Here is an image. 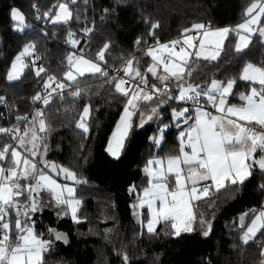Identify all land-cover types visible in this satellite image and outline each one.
Wrapping results in <instances>:
<instances>
[{
  "label": "trees",
  "instance_id": "16d2710c",
  "mask_svg": "<svg viewBox=\"0 0 264 264\" xmlns=\"http://www.w3.org/2000/svg\"><path fill=\"white\" fill-rule=\"evenodd\" d=\"M61 2L64 0H0V96L6 100L0 105V115L5 114L0 127L17 125V117L30 111L48 76H62L65 72L70 49L63 41H69V31L77 41L76 48L85 42V55L90 59L108 44L105 67H117L122 58L135 57L141 69L146 70L151 60L143 49L145 40H167L197 23L212 28L234 27L245 19L246 9L254 0H78L76 5H70L73 18L67 24H53L45 14H54ZM11 8H18L26 16L28 27L23 32L14 29ZM38 12L43 26L36 22ZM77 16L80 18L76 19ZM261 23L264 24V19ZM153 24L158 27L153 29ZM86 28L90 29L87 33ZM136 39L141 42L139 47L133 46ZM235 39L232 34L225 41L218 61H200L191 80L206 86L214 78L227 81L236 77V95L230 97L231 103L240 101L239 93L250 86L238 79L245 63L264 67V38L253 35L248 47L239 53L234 47ZM27 43L35 45V52L24 62L20 78L8 81L10 63ZM41 67L44 71L37 76ZM81 80L80 87L87 91L80 97L70 95L69 89L65 100L55 97L44 108L46 124L51 128L46 158L74 170L78 178L86 181L76 186L77 197L81 199L79 223L72 222L68 215L58 218L55 208L50 206L36 219V231L52 240L47 264H125L122 258L125 254L127 264H260L261 244L257 241L264 234L247 245L242 243L244 228L240 226V215L259 204L264 172L253 167L252 175L243 185L222 189L211 197L210 203L199 204L195 211L211 223L207 236L198 224L193 232H182L179 236L172 235L173 230L163 225L156 228L159 235L148 234L141 224L146 220L145 211L137 216L133 213L129 189L135 185L139 191L145 185L143 168L148 159L179 152L180 128L175 127L171 118L176 106L172 103L159 106L158 112H168L159 124V127L167 124L159 145L151 139L157 133L156 118L139 128L137 114L119 158H111L105 150L106 142L124 107L121 103L124 98L102 79ZM151 103L155 105L156 101ZM89 104L93 111L90 131L85 134L75 125L83 106ZM144 107L147 111V106ZM34 115L31 113V117ZM19 123L21 126L22 121ZM5 142L13 143L0 135V143ZM251 216L249 213L245 216V225ZM49 226L66 236L65 244L48 233Z\"/></svg>",
  "mask_w": 264,
  "mask_h": 264
},
{
  "label": "snow or ice",
  "instance_id": "6c2138e0",
  "mask_svg": "<svg viewBox=\"0 0 264 264\" xmlns=\"http://www.w3.org/2000/svg\"><path fill=\"white\" fill-rule=\"evenodd\" d=\"M77 3L78 0H64L56 6L58 11L55 14L49 12L45 15L52 17L53 24H67L73 18L70 5ZM245 16L244 22L235 27L214 29L197 23L191 29H185L181 38L163 44L157 41L145 52L151 60L146 70H142L139 60L133 57L124 62L121 69L115 70L117 74L110 75L103 66L107 63L105 50L108 44L94 59L71 54L67 57L68 70L63 77L68 83L49 75L44 85L46 95L34 97V101L42 100L47 106L53 93L62 99L67 88L72 89L70 95L78 98L87 91L80 87L81 78H99L111 85L115 93L124 98L121 100L123 112L106 149L117 159L133 127L134 116L138 114L139 127H143L158 116L159 106L167 100L192 105L194 116L189 107L173 109V120L177 121V126L180 122L188 126L179 134V152L165 158L148 159L143 168L148 186L141 191L135 185L129 189L137 193V203L133 208H147L146 223L142 220L141 224L150 235H159L156 231L158 225L170 227L173 230L171 234L179 236L182 232H193L194 225L198 224L203 235L207 236L211 223L202 213L195 211L199 204L210 203L211 197L222 189L243 185L252 175L253 167L264 172V67L251 63L243 67L238 79L249 82L251 89L249 93H239L240 104L230 102V97L236 95V77L227 81L214 78L206 86L191 82L200 61L212 63L219 60L230 35L238 37L235 43L238 53L248 47L253 35L264 38V24L261 23L264 0H254L246 9ZM10 19L19 32L28 26L18 9L11 10ZM156 27L158 24L152 25L153 29ZM84 31L87 33L90 29ZM69 42L74 47L77 44L71 31ZM136 45L140 46L139 40ZM34 49V44H27L16 57V62L23 65V57L31 55ZM17 63H13V71L8 73L9 80L20 78L19 74H13L17 71ZM43 71L42 67L39 68L36 75ZM119 72H123V76ZM53 82L54 88L51 86ZM57 89H60L59 93ZM154 100L155 105L151 103ZM4 103L5 98L0 96V104ZM209 106L215 114L208 110ZM92 111L90 104L83 106L76 121V128L85 134L90 131ZM17 121L12 128L0 127V135L14 142L0 143V264H47L52 240L36 231L34 217L45 206H50L58 209V218L70 212L71 219L79 223L77 212L81 199L77 197L76 186L86 181L78 178L74 170L45 158L46 140L51 128L46 124L43 109H38L31 119L18 116ZM20 121H25L23 127ZM158 132L160 138H151L156 145L161 143L163 129L158 128ZM57 177L71 184L60 183ZM261 188L264 189V185ZM252 212L254 218L242 235L246 245L254 241L258 233L264 234V211L257 213L253 209ZM247 215L240 217L241 228H245ZM48 233L56 240L66 239L63 233L51 226ZM260 248V264H264V243ZM122 258L127 264V255Z\"/></svg>",
  "mask_w": 264,
  "mask_h": 264
},
{
  "label": "built area",
  "instance_id": "2783aa9c",
  "mask_svg": "<svg viewBox=\"0 0 264 264\" xmlns=\"http://www.w3.org/2000/svg\"><path fill=\"white\" fill-rule=\"evenodd\" d=\"M36 22L37 23H39L41 26H43L44 25V22L41 20V14L38 12L37 13V15H36ZM183 34L184 33H182V34H180V35H177V36H175V37H172V38H170V39H167V40H160V39H155V40H149V39H147V40H145V42H144V47H143V49H145V50H147L149 47H151V46H154L155 44H156V42L157 41H159V43H161V44H163V43H169V42H171V41H173V40H176V39H178V38H181L182 36H183ZM190 34H194V33H190ZM138 41V39H136L134 42H133V46L134 47H137V45H136V42ZM63 45L65 46V47H67V48H69L70 49V55L71 54H75V55H83V56H85L86 57V55H85V49H84V47H85V42L80 46V47H78V48H76V47H74L73 45H71V43L69 42V41H66V40H64L63 41ZM140 45H141V42H140ZM35 52V49H34V51H32V53H34ZM99 52V51H98ZM97 52V53H98ZM97 53H96V55H97ZM130 58H132V57H128V58H122V62H121V64L119 65V66H117V67H113V68H109V67H106L107 68V70L110 72V75H115V74H117V72L115 71L116 69H121L122 67H123V65H124V62H126L128 59H130ZM36 59H37V57H36ZM38 60V59H37ZM104 66V65H103ZM105 67V66H104ZM119 75H121V76H123V72H119L118 73ZM57 80H60L61 82H63V77L62 76H57V77H55ZM67 84V83H66ZM53 88L54 87H56V85H55V83L53 82L52 83V85H51ZM51 89H49V91H50ZM69 89H65L64 91H63V98L61 99L59 96H57V94L56 93H53V95L51 96V97H49V99H50V102L55 98V97H57L60 101H63V100H65V96H66V92L68 91ZM60 92V89H57V93H59ZM37 95H40L41 97H43V96H45L46 95V92H45V88H44V86H42L41 88H40V90L38 91V93L36 94V96ZM161 99H166V98H161ZM170 103H172V104H174L175 106H176V110H180L182 107H189V109H190V112H191V114L193 115V112H194V110H192V105L189 103V104H184L183 102H179V101H175V100H167V102L166 103H163L162 105H164V106H167L168 104H170ZM1 106L3 105V104H0ZM46 106L43 104V101L41 100V101H34V105L31 107V109H30V111L28 112V113H26V114H24V115H21V117H24V116H27V117H31V113H35L38 109H43L44 110V108H45ZM208 110L209 111H212L213 112V109L209 106L208 107ZM167 114H168V112H167V110H163V111H160L159 113H158V116L156 117V120H155V123H154V127L156 128V131L158 130V128H159V124H160V121H161V119H163V118H165L166 116H167ZM194 116V115H193ZM5 117V114H3V113H1V115H0V119H3ZM192 121H190V123H191ZM24 124H25V121H22V125H21V127H23L24 126ZM180 127H188L187 125H184L182 122H180ZM14 143V142H13ZM263 190V194H262V198H261V200H260V202H259V204H257V205H255V206H253V207H250L249 209H247V212L250 214V215H253V212H252V210L253 209H255L256 210V212L258 213L259 211H264V189H262ZM129 197L131 198V199H134V195H133V193L132 192H129ZM262 243H264V237L262 238V239H260V240H258L257 241V244H262Z\"/></svg>",
  "mask_w": 264,
  "mask_h": 264
},
{
  "label": "rangeland",
  "instance_id": "374dc122",
  "mask_svg": "<svg viewBox=\"0 0 264 264\" xmlns=\"http://www.w3.org/2000/svg\"><path fill=\"white\" fill-rule=\"evenodd\" d=\"M13 8H11V10H12ZM15 9H18V8H15ZM11 10H10V13H11ZM19 10V9H18ZM20 11V10H19ZM58 11V8H56V10H55V13ZM23 15H24V13L22 12V11H20ZM54 13V14H55ZM24 17H25V23H26V25H28L27 24V22H26V16L24 15ZM245 19H246V17H245ZM244 19V20H245ZM244 20L243 21H241L240 23H242V22H244ZM50 21H52V17H51V20ZM240 23H238V24H240ZM237 24V25H238ZM236 26V25H235ZM234 26V27H235ZM28 27V26H27ZM26 27V28H27ZM25 28V29H26ZM219 28H223V27H219ZM14 29H15V26H14ZM215 29V28H214ZM16 30V29H15ZM237 40H238V37H236V39H235V43L237 42ZM27 44H29V43H27ZM27 44H25L23 47H22V49L15 55V57L12 59V61H11V63H10V66H9V69H8V72H7V74H6V79L8 80V81H15V80H9L7 77H8V73L9 72H12L13 71V69H12V65H13V63H17L16 62V57L17 56H19L20 55V53L21 52H23V50H24V47L27 45ZM72 45V44H71ZM235 47V46H234ZM30 57H32V53H31V55H26V56H24L23 57V65H21L20 63H17V71L16 72H14L13 74L15 75V74H19V76H21V74H22V71H23V68H24V62L26 61V59L27 58H30ZM85 57V56H84ZM86 59H90V58H88V57H85ZM249 62H247V63H245V65L246 64H248ZM244 65V66H245ZM243 66V67H244ZM243 67H242V69H243ZM242 69H241V71H242ZM68 70V67H67V69L65 70V72ZM64 72V73H65ZM64 73L62 74V77H64ZM63 79V78H62ZM17 80V79H16ZM63 82L64 83H68L67 81H64L63 80ZM249 83V82H248ZM257 87H258V85H257ZM250 89H251V84H250V86H249V88H248V90L246 91V92H244V93H249L250 92ZM238 99H239V96H238ZM241 103V101H238V102H234L233 104H240ZM124 108V107H123ZM122 112H123V109H122V111H121V113H120V115H119V117H118V119H117V121H116V123H115V125H114V127H113V129H112V131H111V133H110V135L108 136V139H107V142H106V148H105V150L107 149V147H108V144H109V141H110V139H111V136H112V133H113V131L115 130V127H116V124L119 122V120H120V116H121V114H122ZM159 113V112H158ZM213 113L215 114V110L213 109ZM173 110L171 111V118H172V122L173 123H175V127L177 128H183V127H180V126H177V121H174L173 120ZM194 115H195V112H194ZM156 118V117H155ZM154 118V119H155ZM139 123H140V120H139ZM147 123V122H146ZM167 124H161L160 125V127H159V129H163V131H165V129L167 128V127H165ZM138 127H139V124H138ZM139 128H141V127H139ZM187 128V127H186ZM79 130H81V129H79ZM82 131V130H81ZM182 130L181 129H179V133H178V137H179V147H180V132H181ZM128 137V136H127ZM156 138H160V133L158 132V130H157V133H156V136H155ZM127 139V138H126ZM126 141V140H125ZM161 142H162V139H161ZM106 152L108 153V155L111 157V158H115V157H113L112 155H110L109 154V152L106 150ZM122 152V151H121ZM121 154V153H120ZM120 156V155H119ZM257 156H259V153H257ZM156 157V156H155ZM151 158H153V157H151ZM160 158H164V157H160ZM47 159V158H46ZM47 160H49L50 162H54V163H56L53 159H47ZM148 161V160H147ZM57 164V163H56ZM58 165V164H57ZM258 168V167H257ZM57 179H58V182H60V183H69V184H71V182L70 181H63V180H61L60 178H58L57 177ZM147 177H146V183H145V185L144 186H142L141 188H140V190L139 191H141L144 187H147L148 185H147ZM137 203V193H135V196H134V199H133V201H132V206L133 205H135ZM44 208H49L48 206H45ZM44 208L42 209V211L41 212H39V213H37L36 214V216L34 217V219H35V221H36V219H38V217H40L39 215L43 212V210H44ZM144 209V211H145V215H146V218H147V208L145 207V208H142V209H140V208H137V209H134L133 208V213L135 212L136 214V216H137V214H140L141 212H142V210ZM58 211V209H56L55 208V211H54V214H55V216H57L56 215V212ZM68 217L71 219V214H70V212H69V215H68ZM254 218V215H252L248 220H247V223H246V225H245V228H244V231H246V227L248 226V225H250V223H251V220ZM71 221L72 222H74L72 219H71ZM145 223H146V220H145ZM145 228V231L147 232V229H146V227H144ZM244 231H243V233H244ZM261 233H258L257 234V236H259ZM46 239H48V238H46ZM241 242L243 243V241H242V238H241Z\"/></svg>",
  "mask_w": 264,
  "mask_h": 264
},
{
  "label": "water",
  "instance_id": "95a60500",
  "mask_svg": "<svg viewBox=\"0 0 264 264\" xmlns=\"http://www.w3.org/2000/svg\"><path fill=\"white\" fill-rule=\"evenodd\" d=\"M46 157H47V153H46ZM46 157H45V158H46ZM241 216H243V215H240V217H241ZM240 225H241V221H240ZM61 241H62V243H63V244H65V243H66V241H65V240H61Z\"/></svg>",
  "mask_w": 264,
  "mask_h": 264
},
{
  "label": "crops",
  "instance_id": "0c3cea01",
  "mask_svg": "<svg viewBox=\"0 0 264 264\" xmlns=\"http://www.w3.org/2000/svg\"><path fill=\"white\" fill-rule=\"evenodd\" d=\"M193 115H194V112H193ZM155 118V117H154ZM154 120V119H153ZM178 128V127H177ZM181 130H184L186 129V127H183V128H180ZM135 195V194H134ZM242 238V237H241Z\"/></svg>",
  "mask_w": 264,
  "mask_h": 264
}]
</instances>
